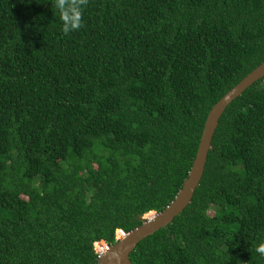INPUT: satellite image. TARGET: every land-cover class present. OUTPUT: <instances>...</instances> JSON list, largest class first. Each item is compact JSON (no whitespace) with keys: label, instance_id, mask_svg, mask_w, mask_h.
Here are the masks:
<instances>
[{"label":"trees","instance_id":"16d2710c","mask_svg":"<svg viewBox=\"0 0 264 264\" xmlns=\"http://www.w3.org/2000/svg\"><path fill=\"white\" fill-rule=\"evenodd\" d=\"M53 3L0 0V264H97L95 244L175 199L210 110L264 62V0H87L67 35ZM261 242L264 78L130 260L264 264Z\"/></svg>","mask_w":264,"mask_h":264},{"label":"water","instance_id":"95a60500","mask_svg":"<svg viewBox=\"0 0 264 264\" xmlns=\"http://www.w3.org/2000/svg\"><path fill=\"white\" fill-rule=\"evenodd\" d=\"M263 78L264 62L243 78L241 82L227 92L212 107L206 119L191 170L175 199L162 212L155 213L152 217L142 218V224L139 227L124 235L115 244L108 246L104 253L99 256L97 264H133L130 260V254L135 250L137 245L142 240L172 223L175 217L187 208L203 178L208 154L212 148V140L221 116L237 97Z\"/></svg>","mask_w":264,"mask_h":264},{"label":"clouds","instance_id":"9594fccd","mask_svg":"<svg viewBox=\"0 0 264 264\" xmlns=\"http://www.w3.org/2000/svg\"><path fill=\"white\" fill-rule=\"evenodd\" d=\"M86 3L87 0H54L52 8L55 9V13L61 24V30L65 35L78 31L83 26L82 15L83 8ZM143 218L148 217L145 216ZM118 232L122 234V237L127 234L121 230ZM122 237L117 238V241H119ZM254 252L258 258L264 259V242L256 244L254 247ZM102 253H99V256Z\"/></svg>","mask_w":264,"mask_h":264},{"label":"rangeland","instance_id":"374dc122","mask_svg":"<svg viewBox=\"0 0 264 264\" xmlns=\"http://www.w3.org/2000/svg\"><path fill=\"white\" fill-rule=\"evenodd\" d=\"M153 215H154V213H151V214L149 215V217H151V216H153ZM146 216H148V215H146ZM120 237H122V234H121L120 232H117V238H120ZM102 244H103V245H102ZM106 248H107V245H106L105 243H103V242H101V244H99V245L95 244V249H96L97 252H99V253L104 252V251L106 250Z\"/></svg>","mask_w":264,"mask_h":264},{"label":"bare ground","instance_id":"6f19581e","mask_svg":"<svg viewBox=\"0 0 264 264\" xmlns=\"http://www.w3.org/2000/svg\"><path fill=\"white\" fill-rule=\"evenodd\" d=\"M147 217H149V216H147ZM152 217V216H151ZM103 245V244H102Z\"/></svg>","mask_w":264,"mask_h":264}]
</instances>
